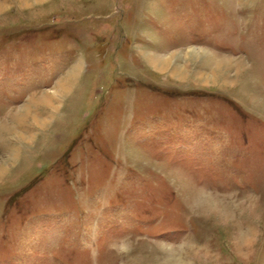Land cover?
I'll return each mask as SVG.
<instances>
[{
    "label": "rangeland",
    "instance_id": "374dc122",
    "mask_svg": "<svg viewBox=\"0 0 264 264\" xmlns=\"http://www.w3.org/2000/svg\"><path fill=\"white\" fill-rule=\"evenodd\" d=\"M0 167V264H264V0H0Z\"/></svg>",
    "mask_w": 264,
    "mask_h": 264
},
{
    "label": "bare ground",
    "instance_id": "6f19581e",
    "mask_svg": "<svg viewBox=\"0 0 264 264\" xmlns=\"http://www.w3.org/2000/svg\"><path fill=\"white\" fill-rule=\"evenodd\" d=\"M69 78L70 76L66 81H63L60 85L58 84V86L56 87L57 96L52 95L51 97H44L42 99H37L36 101H34V105L40 107L42 109V113L36 112V110H34V108H36L34 105L23 108L22 112L20 111L18 114H16L14 126L6 128L5 134L9 135L10 138L16 137L17 141L19 142H26L33 137V133L30 132V130L35 128L44 129L47 126L46 124L48 123L45 117L53 115V113L59 107L61 98L64 97V95H67L66 93H68V91L70 90L71 83ZM44 102L46 104V107L43 108ZM48 108H51L52 110ZM1 171L2 170L0 169V172Z\"/></svg>",
    "mask_w": 264,
    "mask_h": 264
}]
</instances>
